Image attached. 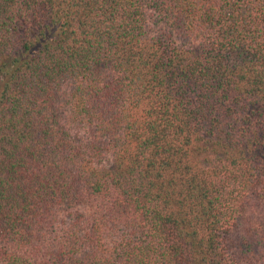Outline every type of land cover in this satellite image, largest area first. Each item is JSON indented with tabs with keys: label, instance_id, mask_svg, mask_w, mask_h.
I'll return each instance as SVG.
<instances>
[{
	"label": "trees",
	"instance_id": "obj_1",
	"mask_svg": "<svg viewBox=\"0 0 264 264\" xmlns=\"http://www.w3.org/2000/svg\"><path fill=\"white\" fill-rule=\"evenodd\" d=\"M0 264H264V0H0Z\"/></svg>",
	"mask_w": 264,
	"mask_h": 264
}]
</instances>
